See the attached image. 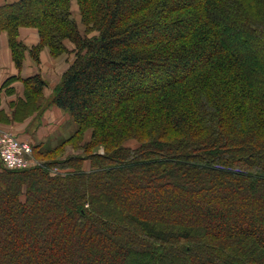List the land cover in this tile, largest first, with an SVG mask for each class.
<instances>
[{
    "label": "trees",
    "instance_id": "1",
    "mask_svg": "<svg viewBox=\"0 0 264 264\" xmlns=\"http://www.w3.org/2000/svg\"><path fill=\"white\" fill-rule=\"evenodd\" d=\"M72 1L0 5L18 70L66 40L76 56L54 97L73 133L0 169V264H264V0H75L84 32ZM17 80L15 120L46 85L15 75L0 93ZM158 191L152 213L117 201Z\"/></svg>",
    "mask_w": 264,
    "mask_h": 264
},
{
    "label": "rangeland",
    "instance_id": "2",
    "mask_svg": "<svg viewBox=\"0 0 264 264\" xmlns=\"http://www.w3.org/2000/svg\"><path fill=\"white\" fill-rule=\"evenodd\" d=\"M17 0H0V4L4 3H10ZM32 9L35 10L34 12L38 13L39 11V5L32 6ZM72 10V17L77 21L79 28L84 32L86 29L85 24L82 22L81 14L79 12L78 4L75 0L72 1L71 5ZM39 14V13H38ZM21 29L18 31V40L22 41V37L31 36L32 31H37L35 27H26V30L23 31V34L21 35ZM5 31H3L4 33ZM7 35L8 33L5 32ZM2 34V32H1ZM0 34V35H1ZM8 37V36H7ZM23 43L28 47L31 48L32 46L30 44H27L25 41ZM68 51L62 53L60 56H52L49 51L48 55L52 59V61L49 60L48 63L45 65L36 63V61L29 56V52H27L29 55L25 56L24 64L22 67V71L19 72V77L21 78H27L25 76H30L32 74L39 73L43 80L45 81L46 85L45 88L42 91V95L39 97H36L38 101L36 108L29 116L23 118V119H17L15 120V103L19 102L17 99L23 95L25 97V84L21 80L15 81L12 85L17 83L16 89L17 91H10V93H6L5 91H2L0 95H4L8 98L6 103L1 106L0 103V126L9 128L7 130H11L14 133H20L21 137L17 134V136L23 140L27 141L32 147L40 142H44L45 146H54L59 144L61 141H63L65 138L69 137L73 131L76 128V124L70 115V113L64 109H61L54 103V97L57 93L56 90L60 86V83L62 81V75L64 71L73 63L75 60V46L73 43L69 40L65 41ZM41 56V54H40ZM31 59V62L29 60ZM5 70L7 72V76H9L12 71H15V69L9 68L8 64H6ZM24 73L23 76L21 74ZM12 97H14V100H11ZM54 109V117L57 121H43L45 117L46 111H51ZM18 114H21V112H18ZM26 115V114H25ZM39 116V119L37 121H33L32 119ZM32 120V121H31ZM91 129L86 131L85 140H89L91 137ZM26 136V137H25ZM23 137V138H22ZM25 137V138H24ZM126 145L131 147H137L140 145V142L136 139H130L125 142ZM95 151L100 154L107 153L105 146L100 145L95 148ZM35 150L33 151V159L36 164L31 166H38L41 163H44L45 158L39 157L36 154H34ZM74 152V149L70 146L67 147L66 155L72 154ZM150 158L152 156L149 155ZM148 159V158H144ZM29 167V168H31ZM5 168L2 161L0 160V169ZM20 170V169H18ZM162 190V189H161ZM139 195H135L133 197L124 196L123 194H119L117 197V201L122 204H128L130 206H138L141 205L144 210L147 213H152L155 210L163 209L166 205L165 202L160 201L162 200V197H169L173 192L169 191H163L158 193H155V195L150 194L148 197H142L139 192H137ZM117 195V194H115ZM215 196H217L215 194ZM156 199L159 200V202L156 201ZM136 203V204H135ZM135 204V205H134ZM167 206V205H166Z\"/></svg>",
    "mask_w": 264,
    "mask_h": 264
},
{
    "label": "built area",
    "instance_id": "3",
    "mask_svg": "<svg viewBox=\"0 0 264 264\" xmlns=\"http://www.w3.org/2000/svg\"><path fill=\"white\" fill-rule=\"evenodd\" d=\"M33 147L11 130L0 127V160L8 169H25L36 164Z\"/></svg>",
    "mask_w": 264,
    "mask_h": 264
},
{
    "label": "crops",
    "instance_id": "4",
    "mask_svg": "<svg viewBox=\"0 0 264 264\" xmlns=\"http://www.w3.org/2000/svg\"><path fill=\"white\" fill-rule=\"evenodd\" d=\"M0 5H3V4H0ZM24 30H26V27H22L21 35L23 34ZM7 36L8 35L5 32L4 33L2 32V34L0 35V86H2V84L5 82V80L7 78H9L11 76L19 75V72H20V70H18L16 68L15 63L13 61L12 52H11V48L9 45V39ZM22 41H25L27 44H30L31 46L36 45L39 41L38 32L32 31L31 36L29 37V36L25 35L24 37H22ZM27 55H29V54L27 53ZM29 60L31 62L30 58H29ZM49 60L52 61V59L48 55L47 50H44L42 53V64L45 65L46 63L49 62ZM6 64H8L9 68L15 69V71L10 72L11 74L9 76H7V72L5 70ZM23 69H24V67H23ZM23 75H24V73L21 74V76H23ZM33 75H35V74H32L30 76H33ZM25 77H29V76H25ZM14 85H17V83H15ZM7 99L8 98L5 96V94L0 95L1 106L3 105V107H5L4 104L6 103ZM11 100H14V97H12ZM38 119H39V116H37L35 119L33 118L32 120L37 121ZM48 119H49V121H57L54 117V109H52L51 111L48 110L45 112V117H44L43 121H47ZM17 134L21 137L20 133H17Z\"/></svg>",
    "mask_w": 264,
    "mask_h": 264
}]
</instances>
